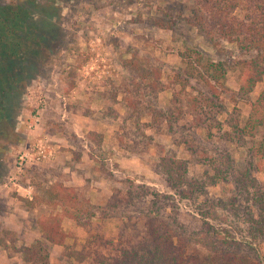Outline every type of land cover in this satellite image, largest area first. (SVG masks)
<instances>
[{
  "label": "rangeland",
  "instance_id": "1",
  "mask_svg": "<svg viewBox=\"0 0 264 264\" xmlns=\"http://www.w3.org/2000/svg\"><path fill=\"white\" fill-rule=\"evenodd\" d=\"M58 5L64 29L73 40L72 51L63 53L44 77L33 80L19 99L2 97L6 116L0 118V239L5 241L0 244V264H22L16 250L43 240V217L58 219L66 245L78 247L86 232L66 217L65 211L83 216L80 208L88 203L91 211L100 215L107 199L122 188L121 182L126 179L173 196L178 222L187 232L198 231L203 225L200 214L214 208L218 217L207 220L216 226L231 227V233L243 243L248 264H264V211L255 202L256 186L249 181L244 186L246 178L241 175L242 170L249 169L251 178L264 187V172H253L254 167L248 163L250 144L238 149L223 147L234 170L227 183L212 184L211 178L202 175L205 169L211 174L207 166L196 161L189 164L188 177L198 184V192L191 199H179L153 172L152 164L161 150L187 160L190 147L195 146L198 153L202 147L211 149V144L205 143L202 135H191L181 128L172 133L141 128L145 120L137 123L127 119L118 104L112 105L118 117H106L103 108L107 103L100 96L103 84L127 75L122 62L134 54L160 68L165 80L180 67L177 53L180 41L187 38L213 61L234 62L252 55L225 43L216 51L195 29L191 30L185 17L192 0H69ZM154 17L173 22L172 29L150 25L148 20ZM238 74L237 66L226 73V84L233 91L238 90ZM71 84L73 87L67 90ZM261 88L262 84L257 85L249 99L255 100ZM170 98L169 90L160 94L159 107L166 109ZM15 107H19L16 115ZM247 112L245 108L242 118ZM118 134L124 140L139 137L145 141L151 136L152 145L142 155L132 153L118 145ZM39 141L57 147L54 159L28 163L17 174L18 152ZM12 178L15 184L10 182ZM60 194H77V200L69 201ZM140 208L148 209L140 204L122 213L107 211L101 221L106 237L116 238L122 227L129 230L130 236L136 234L122 219L137 215ZM3 230L13 235L6 237ZM62 252L61 246H53L50 264H60Z\"/></svg>",
  "mask_w": 264,
  "mask_h": 264
},
{
  "label": "trees",
  "instance_id": "2",
  "mask_svg": "<svg viewBox=\"0 0 264 264\" xmlns=\"http://www.w3.org/2000/svg\"><path fill=\"white\" fill-rule=\"evenodd\" d=\"M69 0H0V118L6 116L2 97L19 99L29 84L57 64L63 53L72 51L73 40L64 29L58 2ZM185 17L186 25L195 29L209 41L216 51L222 43L233 44L242 54L252 55L238 61H213L190 39L180 41L177 53L181 65L165 80L160 68L150 64L145 57L134 54L122 62L127 75L117 82L102 85L101 99L106 117H118L113 104L124 109L127 119L135 120L141 128L165 130L172 133L181 128L191 135H202L211 149L195 146L188 150L187 160L162 152L152 164V170L163 179L171 193L179 199H191L198 184L189 177V164L198 162L209 170L203 177L212 184L227 183L231 168L229 154L224 148L250 144L249 165L253 172H264V0H192ZM149 24L159 29H172L171 21L150 18ZM223 49V48H222ZM227 53V51H226ZM237 66L238 90L226 84V73ZM262 88L255 100L250 95L257 85ZM72 84L67 88H72ZM169 90L171 98L166 109L158 105V97ZM119 99V100H118ZM15 107V115L19 111ZM248 112L242 118L244 109ZM91 135L96 136L92 133ZM118 145L129 152L146 153L153 139L145 137L124 140L119 134ZM214 150V153H213ZM231 171V172H230ZM249 169L241 171L246 182L256 186L255 202L264 211V187L251 178ZM251 179V180H249ZM122 188L106 201L104 211L96 215L91 206L80 208L84 215L66 210V217L82 227L86 237L78 246H68L60 221L55 217L42 218V241H37L16 251L22 264H50L53 246H61L60 264H248L243 254V243L231 233V227L216 226L208 219L218 217L217 211L201 213L202 227L187 232L178 222L174 198L131 180H123ZM196 185V188H192ZM71 191L72 188H70ZM62 198L76 201L77 194H60ZM137 215L122 219L136 234L130 236L123 227L116 238H107L101 221L107 211L122 213L139 207ZM218 204V202H217ZM6 237L13 232L3 230ZM5 240L0 239V244Z\"/></svg>",
  "mask_w": 264,
  "mask_h": 264
},
{
  "label": "built area",
  "instance_id": "3",
  "mask_svg": "<svg viewBox=\"0 0 264 264\" xmlns=\"http://www.w3.org/2000/svg\"><path fill=\"white\" fill-rule=\"evenodd\" d=\"M57 152V147L46 142L39 141L37 144L25 148L18 152L16 157V173H20L28 163H43L54 159ZM10 182L15 184V178ZM27 197H31L30 188L26 189Z\"/></svg>",
  "mask_w": 264,
  "mask_h": 264
}]
</instances>
